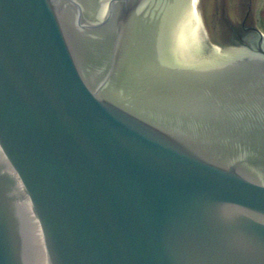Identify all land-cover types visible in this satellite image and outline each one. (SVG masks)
<instances>
[{"label": "water", "instance_id": "1", "mask_svg": "<svg viewBox=\"0 0 264 264\" xmlns=\"http://www.w3.org/2000/svg\"><path fill=\"white\" fill-rule=\"evenodd\" d=\"M189 1L0 0V264H264V34Z\"/></svg>", "mask_w": 264, "mask_h": 264}, {"label": "rangeland", "instance_id": "2", "mask_svg": "<svg viewBox=\"0 0 264 264\" xmlns=\"http://www.w3.org/2000/svg\"><path fill=\"white\" fill-rule=\"evenodd\" d=\"M248 4L250 9L247 7ZM198 9L212 44L220 45L219 31L226 29L229 24L235 30H239L240 22L247 10L249 11L247 21L253 23L264 34V0H198Z\"/></svg>", "mask_w": 264, "mask_h": 264}, {"label": "bare ground", "instance_id": "3", "mask_svg": "<svg viewBox=\"0 0 264 264\" xmlns=\"http://www.w3.org/2000/svg\"><path fill=\"white\" fill-rule=\"evenodd\" d=\"M175 21V40L187 51L206 54L218 53L221 50V46L209 44L208 33L201 21L198 0H190L189 4L183 5Z\"/></svg>", "mask_w": 264, "mask_h": 264}, {"label": "flooded vegetation", "instance_id": "4", "mask_svg": "<svg viewBox=\"0 0 264 264\" xmlns=\"http://www.w3.org/2000/svg\"><path fill=\"white\" fill-rule=\"evenodd\" d=\"M248 17H249V11L247 10L246 13L244 14L243 19L240 22L239 30H235L231 24H229V26L226 29H221L219 31V35L222 37L224 43L223 44L220 43V45H229L235 39V37H237V35L240 34V31L243 32V29H246L250 26H254L253 23L247 21Z\"/></svg>", "mask_w": 264, "mask_h": 264}, {"label": "trees", "instance_id": "5", "mask_svg": "<svg viewBox=\"0 0 264 264\" xmlns=\"http://www.w3.org/2000/svg\"><path fill=\"white\" fill-rule=\"evenodd\" d=\"M238 3L240 4V3H242V2H238ZM211 36H212V38H213V34H212V32H211ZM219 42L222 43V44L224 43L223 40H222V37H221V39L219 38Z\"/></svg>", "mask_w": 264, "mask_h": 264}]
</instances>
